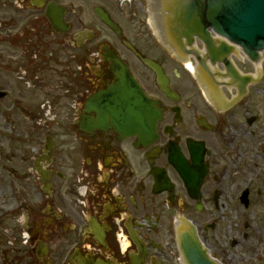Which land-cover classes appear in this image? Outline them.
<instances>
[{"label":"flooded vegetation","instance_id":"1","mask_svg":"<svg viewBox=\"0 0 264 264\" xmlns=\"http://www.w3.org/2000/svg\"><path fill=\"white\" fill-rule=\"evenodd\" d=\"M153 1L0 0V264H183V248L195 243L185 217L213 260L264 264V113L253 102L259 83H228L212 97L196 77L188 94L185 83L171 80L172 95L145 83L135 64L154 75L141 57L161 62L149 53L157 45L152 30L162 29ZM52 5L67 30L47 15ZM57 38L79 52L73 76L80 85L70 94L68 83L58 93L37 83ZM193 49L189 58L203 70L204 46ZM110 57L138 75L162 110L153 142L111 121L87 123L98 117L86 110L88 98L116 81ZM234 59L241 70L247 59ZM199 145L207 174L196 197L174 161L195 166ZM252 225L254 235L245 230Z\"/></svg>","mask_w":264,"mask_h":264},{"label":"water","instance_id":"2","mask_svg":"<svg viewBox=\"0 0 264 264\" xmlns=\"http://www.w3.org/2000/svg\"><path fill=\"white\" fill-rule=\"evenodd\" d=\"M204 1H195L188 6L185 12V25L190 28L188 33H185L188 36V42L191 43L194 36H198L205 43L213 62H223L227 72L234 79L247 83L251 77H242L227 58L232 47L227 43L217 45L203 21L199 17L193 19V14H196L199 5ZM206 5L207 11L202 10L201 13L206 12L210 24L218 32L243 43L248 50L264 48V0H209ZM52 7L53 11H47L50 20L58 30H66L67 26L59 7L57 5H52ZM99 14L110 26L118 30L117 24L112 22L108 16L100 12ZM213 16L217 18L214 19ZM110 58L116 65L118 64L113 69L116 81L106 90L93 94L86 105L87 110L94 109L100 114L94 126H106L111 120L116 128L121 131L129 130L132 134L138 135L141 140L154 139L157 136L156 123L162 116V110L153 104L152 99L145 96L135 77L129 74L127 67L118 58ZM143 61L155 72L157 83L161 88L168 95H172L169 77L161 64L149 57H143ZM256 82L260 80L257 79ZM92 121L89 119V123ZM83 127L86 126L83 125ZM195 150V166H188L184 158L174 161V164L185 180L191 195L199 197V188L207 173V168L204 163L203 147L199 145ZM134 240L140 244L136 237ZM184 250L189 264H214L201 246H197L196 243H193L191 247L185 246Z\"/></svg>","mask_w":264,"mask_h":264},{"label":"rangeland","instance_id":"3","mask_svg":"<svg viewBox=\"0 0 264 264\" xmlns=\"http://www.w3.org/2000/svg\"><path fill=\"white\" fill-rule=\"evenodd\" d=\"M141 16H143V14H141ZM156 36L153 34V30H152V42L153 43L155 42L157 45H155V49H151V51H149L150 55L161 60V62L164 64L166 71L170 75L173 83H185L183 84V88H181V90L185 92V94L190 93L192 89L188 86L187 83H195L193 82L195 81V79H194L192 72H190L184 66V64L181 65V61L177 60L170 53H168L170 56L169 57L167 55V52L163 51V47L159 43V39H157ZM63 44L61 43V38L56 39V44H54V52H53L54 55H53L52 64L47 65L45 68L42 69L43 70L42 75L44 77V80L38 81L37 83H48V82L51 83V85L53 86V89L56 90V93H58L59 91L62 92V90L64 92L65 84L68 83V85L71 86L69 87L70 90L68 91L70 94L72 93L73 88L74 89L76 88V85L77 86L80 85L79 83L80 80L76 79V77L73 76L75 71H77L79 52H76L77 49L75 47L69 46V45L66 46ZM135 68L138 71V73L140 72V74L144 77L145 83H155L154 75L150 71H147L146 69L142 67H139V65L137 64H135ZM242 68L246 72H250L251 70H253L252 64H249V63H245L244 66H242ZM173 69H177V73L179 74L178 77H176V75L173 73ZM31 73L33 72L29 71L28 78L32 77ZM260 75H262L261 78H258L260 82H256V83H259L257 86L259 90L255 93V96H254L255 98L253 102L256 105L254 108H256L257 111L264 113V74L260 73ZM90 77H91V74H89L88 78ZM57 86L58 87L60 86V88H58ZM246 219L247 221H249L248 224H250L251 220H249V218H246ZM241 225L242 224H240L239 227H241ZM245 230H247L249 234H252V235H254L256 232V229L254 228L253 225L251 226L250 229H245ZM260 241H263L261 237H260ZM248 248L253 249L252 246H248ZM237 259L239 260L240 257H237Z\"/></svg>","mask_w":264,"mask_h":264},{"label":"bare ground","instance_id":"4","mask_svg":"<svg viewBox=\"0 0 264 264\" xmlns=\"http://www.w3.org/2000/svg\"><path fill=\"white\" fill-rule=\"evenodd\" d=\"M188 64H190L189 66L191 67V63L189 62ZM192 69H193L194 71H197L196 68H195L194 66L192 67ZM195 73H196V72H195ZM206 94H207L209 97H211L210 94H209V92H208V90H206Z\"/></svg>","mask_w":264,"mask_h":264}]
</instances>
